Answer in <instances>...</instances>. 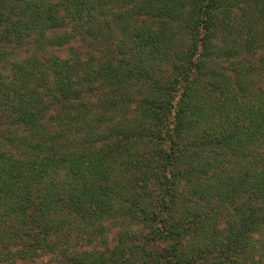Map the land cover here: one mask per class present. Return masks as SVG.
Wrapping results in <instances>:
<instances>
[{"label":"trees","instance_id":"obj_1","mask_svg":"<svg viewBox=\"0 0 264 264\" xmlns=\"http://www.w3.org/2000/svg\"><path fill=\"white\" fill-rule=\"evenodd\" d=\"M41 254L264 264V0H0V263Z\"/></svg>","mask_w":264,"mask_h":264},{"label":"rangeland","instance_id":"obj_2","mask_svg":"<svg viewBox=\"0 0 264 264\" xmlns=\"http://www.w3.org/2000/svg\"><path fill=\"white\" fill-rule=\"evenodd\" d=\"M76 43V42H73ZM79 45V44H78ZM76 44V48H81V46H78ZM86 46V44H85ZM87 48L86 47H82L81 51H86ZM35 50H33L30 46H24L20 49H16L15 50V59L16 60H21L26 58L27 56L34 54ZM47 54L49 55H61L62 53L56 51L55 49H49L46 51ZM259 82V79H258ZM120 227L117 225L115 227L112 228V232L109 234V238L111 239L112 237L117 235V232L119 231ZM15 250L17 248H14ZM13 250V251H15ZM21 255V254H20ZM2 263H6V264H55L54 260H52L50 255L47 254H41L39 256H34L32 258H26V257H19V256H13L10 258H6L5 261H3ZM1 264V263H0Z\"/></svg>","mask_w":264,"mask_h":264}]
</instances>
